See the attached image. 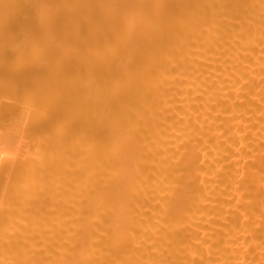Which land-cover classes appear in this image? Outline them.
Wrapping results in <instances>:
<instances>
[{
  "label": "bare ground",
  "instance_id": "bare-ground-1",
  "mask_svg": "<svg viewBox=\"0 0 264 264\" xmlns=\"http://www.w3.org/2000/svg\"><path fill=\"white\" fill-rule=\"evenodd\" d=\"M0 264H264V0H0Z\"/></svg>",
  "mask_w": 264,
  "mask_h": 264
}]
</instances>
